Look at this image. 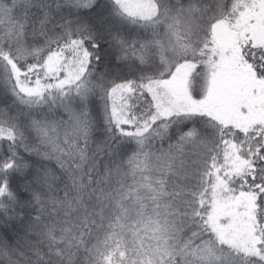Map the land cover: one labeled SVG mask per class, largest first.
<instances>
[{"label": "snow or ice", "instance_id": "obj_1", "mask_svg": "<svg viewBox=\"0 0 264 264\" xmlns=\"http://www.w3.org/2000/svg\"><path fill=\"white\" fill-rule=\"evenodd\" d=\"M0 264H264V0H0Z\"/></svg>", "mask_w": 264, "mask_h": 264}]
</instances>
